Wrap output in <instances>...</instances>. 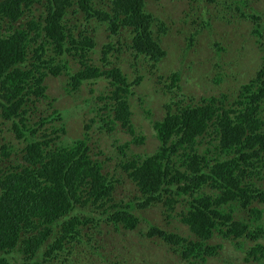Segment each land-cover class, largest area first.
I'll use <instances>...</instances> for the list:
<instances>
[{
	"label": "trees",
	"instance_id": "1",
	"mask_svg": "<svg viewBox=\"0 0 264 264\" xmlns=\"http://www.w3.org/2000/svg\"><path fill=\"white\" fill-rule=\"evenodd\" d=\"M97 1L0 0V116L11 122L15 138L26 143L22 162L0 170V264H58L55 259L61 255L68 264H78L71 259L75 256L82 264H89L94 255L102 264H128L124 250L116 253V249L105 248L97 241L87 246L85 230L106 226L108 233H132L145 222L136 210L154 208L162 209L168 223L182 201L188 205V212L181 214V221L190 227L193 239L158 225H151L145 236L180 250L186 262L192 259L199 264L220 255L228 240L237 249L242 248V239L251 240L255 245L247 251L245 260L264 264V212L258 208L264 206L261 18L242 13L246 20L255 22L252 36L262 54L254 76L235 91L202 97L196 105L180 106L171 99L166 115L152 124L158 142L155 152L121 161L120 169L138 193L133 203L115 199L117 179L104 172V161L93 156L85 139L64 145L58 135L64 129L49 132L47 123L52 121L48 117L32 123L37 103L47 98L48 79L65 76L68 93H77L94 84L92 80H106L115 73L118 78L110 85L116 88V96L111 91L98 96L100 112L106 117L100 120L110 131L120 122L132 137L131 144L145 141L132 121L134 106L126 96L127 88L120 84L124 82L121 69L114 66L109 71L91 64L94 42L75 36L74 26L67 19L79 13L88 22L98 17L113 35L121 28H131L134 35L128 48L138 60H149L154 69L167 56L154 30L159 19L148 11L145 0H108L103 7H98ZM207 1L216 2L200 3L206 5ZM235 3L238 10L247 5L246 0ZM39 6L46 10L37 16ZM30 13L33 17L29 20ZM210 22V18L202 20L204 27ZM166 31L165 26L158 30L160 34ZM196 33L188 38L191 45ZM104 53H111V47L106 46ZM68 54L79 62L80 69L75 73L67 62ZM179 74L169 78L173 91L180 89ZM221 82L219 77L214 81ZM53 115H59V111L55 109ZM126 146L129 148V144ZM119 151L124 152V148ZM2 155L8 160L12 154L3 148ZM86 209L99 218L81 214ZM238 214L241 216L237 218ZM247 215L248 224L244 220ZM251 224H255L254 231L249 229ZM215 235L222 237L221 243L211 242ZM16 253L21 260H16ZM141 256L137 253L133 264H147Z\"/></svg>",
	"mask_w": 264,
	"mask_h": 264
},
{
	"label": "rangeland",
	"instance_id": "2",
	"mask_svg": "<svg viewBox=\"0 0 264 264\" xmlns=\"http://www.w3.org/2000/svg\"><path fill=\"white\" fill-rule=\"evenodd\" d=\"M146 1L148 11L159 19V23L154 25V30L162 48L167 52L166 58L157 69L152 67L149 60L135 58L132 50L128 48L134 35L131 28H121L118 35H113L108 30L107 23H101L98 17H93L88 22L84 19V15L79 13L77 17L69 16L67 19V22L74 26L75 36L89 37L94 42L90 58L92 64L103 66L104 49L106 46L111 47L112 53L107 56L109 68L116 65L121 69V76L128 78L124 84L126 87L129 83L128 88L133 91V95L128 98L134 106L132 121L137 133L145 138L143 144H131L132 137L120 122L114 123V129L110 131L104 127L106 123L100 120L106 117L102 111L100 112L102 103L98 100V96L101 94L105 96L109 91L116 96V88L110 85L108 79L88 85L77 93H68L65 76L60 79H48L47 98L37 103L38 111L32 119L34 123L40 117H48L52 121L47 123L49 132L53 128L64 129L63 133L58 134L64 145L72 144L77 139H85L92 149L93 156L104 161V172L111 173L115 176L114 179H117L113 193L115 199L131 200L129 202L133 203L137 202L138 193L134 183L120 169V163L136 155L145 156L155 152L158 142L152 124L166 115V106L170 100L174 99L180 106L196 105L202 97L220 96L222 93L235 91L254 76L262 60L258 44L252 36L255 22L250 18L246 20L242 13L259 16L261 18L259 23L264 25V0H246L247 5L241 6L240 10L237 9L238 5L235 2L241 0H216L215 3L207 1L206 5L201 4L206 0H201V3L200 0ZM218 1L221 4H217ZM107 4L108 0L97 1L98 7ZM45 10L44 7L39 6L36 15L39 16ZM28 17L29 20L32 19L33 13ZM204 18H210V26H203ZM164 26L167 31L160 34L158 30ZM195 32H197L196 37L191 45L188 38ZM66 58L72 73L80 69L79 62L73 56L68 54ZM177 72L180 73V89L173 91L172 81L169 78ZM140 77L142 79L140 82L135 81ZM217 77L222 79L219 84L214 83ZM232 98L234 97H231V100ZM55 109L59 111L60 116L53 115ZM11 128V122L3 120L0 116V170L16 165L23 156L26 145L23 140L15 138ZM127 144L129 148H125ZM120 147L124 148V152L119 151ZM3 148L12 154L10 159L7 160L2 155ZM261 183L264 185V178ZM179 198L186 199V197ZM258 208L264 212L263 205H259ZM183 212L185 214L188 212V205L182 201L177 205L172 217L167 219L168 223H165L161 208L149 211L136 210L137 216L145 222L139 225L135 232L108 233L109 229L103 226L93 230L87 229L86 238L90 242L97 241L105 248L116 249V253L124 250L128 264H133L132 258L139 252L142 253L141 257L147 264H199L192 263V259L186 262L180 250L174 251L161 240L149 239L145 236L151 225H158L168 232L181 231L190 240L193 239L188 226L181 222ZM85 213L99 218L89 209ZM239 216L241 215L238 214L237 218ZM244 220H248V224L250 217L247 215ZM250 226L247 227L254 231L255 224ZM241 241L243 246L239 249L230 240L226 241L220 255L210 258L205 264H249L245 260L246 253L255 243L246 239ZM211 242L219 244L222 242V237L215 235ZM97 257L90 256L89 264H102ZM64 258L65 256L61 255L55 261L58 264H68L63 261ZM71 259L77 261L75 258ZM111 264L116 263L113 261Z\"/></svg>",
	"mask_w": 264,
	"mask_h": 264
},
{
	"label": "clouds",
	"instance_id": "3",
	"mask_svg": "<svg viewBox=\"0 0 264 264\" xmlns=\"http://www.w3.org/2000/svg\"><path fill=\"white\" fill-rule=\"evenodd\" d=\"M146 1V0H145ZM147 1H146V6H147ZM116 35H118V34H116ZM159 41H160V39H159ZM160 45H161V43H160ZM162 47V46H161ZM164 49V48H163ZM92 53V52H91ZM111 53H112V51H111ZM108 55H109V53H108ZM107 55V56H108ZM107 56H106V54L105 53H103V61L105 62L104 63V65L103 66H100V65H95V66H98V67H101V68H104L105 70H109V71H111L112 69H115L114 68V66H116V65H113L111 68H109L110 66H109V64H108V60H107ZM90 58H91V55H90ZM92 64V63H91ZM94 65V64H93ZM107 66V67H106ZM117 67V66H116ZM121 75H122V72L120 73ZM109 78H108V80L110 81V82H114V81H116V79L118 78L117 77V75L114 73L113 75H110V76H108ZM123 79H124V82H126V80L128 79L126 76H124V77H122ZM140 80H142V79H135V81H138V82H140ZM92 81H94V82H97V83H99L100 81H102V80H96L95 81V79L94 80H92ZM124 82L123 83H120L121 85H123V86H125V84H124ZM134 82V81H133ZM140 84V83H139ZM139 84H137V85H139ZM128 85H129V83H127V86H126V88H127V90H128V92H127V94H126V96H131V95H133V91H132V89H130V88H128ZM22 162V157H21V159L19 160V162L16 164V165H13V166H17L18 164H20ZM135 185V184H134ZM87 210V209H86ZM86 210H84L83 212H81V214H85V211ZM182 222V221H181ZM183 223V222H182ZM184 225H186V226H188L187 224H185V223H183ZM188 228H189V230H190V227L188 226ZM88 229V228H87ZM86 229V230H87ZM86 230H85V232H86ZM190 232H191V230H190ZM113 233H115V232H113ZM123 233H125V232H122V233H120V234H123ZM172 233H174V232H172ZM192 233V232H191ZM117 234V233H116ZM175 234H178V235H180V236H182V237H185V238H188V239H190L189 237H187L185 234H183L181 231L180 232H178V233H175ZM86 235H87V233H86ZM193 235V234H192ZM193 238H194V235H193ZM213 239V238H212ZM211 239V240H212ZM87 240H89V239H87ZM89 243H90V241L88 242H86V245L88 246L89 245ZM212 243H216V242H212ZM83 246H84V244H82ZM72 258H75L77 261H81L80 260V258L79 257H72ZM22 259V257L20 256V254L19 253H16V260L17 261H19V260H21Z\"/></svg>",
	"mask_w": 264,
	"mask_h": 264
}]
</instances>
